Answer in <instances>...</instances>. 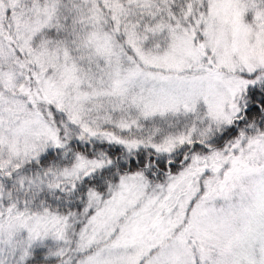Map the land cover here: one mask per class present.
<instances>
[{"label": "snow or ice", "instance_id": "snow-or-ice-1", "mask_svg": "<svg viewBox=\"0 0 264 264\" xmlns=\"http://www.w3.org/2000/svg\"><path fill=\"white\" fill-rule=\"evenodd\" d=\"M0 264H264V0H0Z\"/></svg>", "mask_w": 264, "mask_h": 264}]
</instances>
